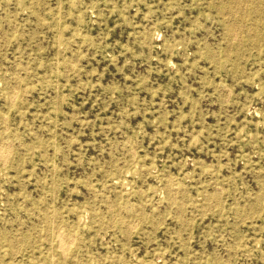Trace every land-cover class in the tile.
<instances>
[{
	"label": "rangeland",
	"instance_id": "rangeland-1",
	"mask_svg": "<svg viewBox=\"0 0 264 264\" xmlns=\"http://www.w3.org/2000/svg\"><path fill=\"white\" fill-rule=\"evenodd\" d=\"M0 147V264H264V0H0Z\"/></svg>",
	"mask_w": 264,
	"mask_h": 264
},
{
	"label": "bare ground",
	"instance_id": "bare-ground-1",
	"mask_svg": "<svg viewBox=\"0 0 264 264\" xmlns=\"http://www.w3.org/2000/svg\"><path fill=\"white\" fill-rule=\"evenodd\" d=\"M13 98H14V97H13ZM13 98H12V99H13ZM1 142H4V141H1ZM5 145H6V144H4V146H5ZM1 146H2V144H1ZM4 146H3V148H5ZM0 148H1V147H0ZM0 150H1V152H0V158H1V153H3V149H0ZM5 154H6V152H5ZM2 156H3V154H2ZM5 157H6V155L4 156V158H5ZM6 159H7V158H6ZM5 161H6V160H4L3 162H5ZM170 189H171V188H170ZM172 191H173V190H172ZM172 193H173V192H172ZM169 194H170V193H169ZM51 225H52V227H53V223H51ZM61 231H62V230H61ZM63 231H64V230H63ZM59 232H60V230H59ZM51 233H52V232H51ZM56 234H57V233H56ZM61 234H63V233L61 232ZM64 234H65V233H64ZM51 235H52V234H51ZM57 235H58V234H57ZM44 236H45V235H44ZM70 236H71V235H70ZM55 237H60V235H59V236H55ZM61 237H62V236H61ZM61 237H60V238H61ZM63 238H64V237H63ZM63 238H62V239H63ZM71 238H72V237H71ZM55 239H58V240H59V238H55ZM62 239H61V240H62ZM66 239H67V238H66ZM66 239H65V240H66ZM58 240H57V241H58ZM65 240H64V241H65ZM68 241H69V240H68ZM70 241H71V239H70ZM70 241H69V242H70ZM72 241H73V239H72ZM60 242H61V241H60ZM62 242H63V240H62ZM73 242H74V241H73ZM73 242H72V243H73ZM51 244H52V242H51ZM61 244H62V243H61ZM61 244H60V245H61ZM58 245H59V244H58ZM63 245H65L64 242H63ZM72 245H73V244H72ZM66 246H67V245H66ZM66 246H65V247H66ZM69 246H71V245L69 244ZM69 246H68V247H69ZM56 248H57V247H56ZM58 248H59V247H58ZM63 248H64V247H63ZM66 248H67V247H66ZM66 248H65V249H66ZM59 249H60V248H59ZM67 249H69V248H67ZM67 249H66V252H67ZM63 253H64V256H65V252H64V251L62 252V254H63ZM64 256H61V257L64 258ZM51 257H52V256H51ZM51 259H52V258H51ZM52 262H53V261H52ZM52 264H54V263H52Z\"/></svg>",
	"mask_w": 264,
	"mask_h": 264
}]
</instances>
